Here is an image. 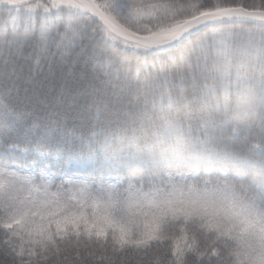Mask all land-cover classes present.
<instances>
[{"label":"snow or ice","instance_id":"6c2138e0","mask_svg":"<svg viewBox=\"0 0 264 264\" xmlns=\"http://www.w3.org/2000/svg\"><path fill=\"white\" fill-rule=\"evenodd\" d=\"M0 13V264H264V0ZM25 72L91 128L12 138L41 126L7 99Z\"/></svg>","mask_w":264,"mask_h":264},{"label":"trees","instance_id":"16d2710c","mask_svg":"<svg viewBox=\"0 0 264 264\" xmlns=\"http://www.w3.org/2000/svg\"><path fill=\"white\" fill-rule=\"evenodd\" d=\"M6 21L7 16L0 13V30L6 26L11 27L10 24H6ZM25 26L23 22L20 23L21 29ZM33 28L38 33L39 24H34ZM129 70L135 72L134 63L129 66ZM79 71L80 66L76 69L77 73ZM143 71L147 72L150 69H144ZM5 85L6 82L0 79V94L5 92ZM7 89V99L9 102L16 104L20 110L28 111L31 119L39 120L41 124L40 127H32L31 121H26L11 125L7 130L9 135L20 142L43 139L44 125L53 120L58 123L61 129L76 135L86 133L94 123L90 119V114L87 111L78 107H70L72 103L70 96H66L56 107H46V105H51L55 93L49 90L42 91L36 84L29 83L27 81V72L14 85L7 84ZM135 111L136 109H133V112Z\"/></svg>","mask_w":264,"mask_h":264}]
</instances>
